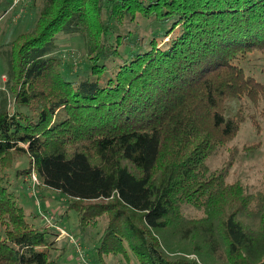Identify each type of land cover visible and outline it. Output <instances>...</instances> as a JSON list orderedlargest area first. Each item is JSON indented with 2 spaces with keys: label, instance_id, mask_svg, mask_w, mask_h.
Instances as JSON below:
<instances>
[{
  "label": "trees",
  "instance_id": "16d2710c",
  "mask_svg": "<svg viewBox=\"0 0 264 264\" xmlns=\"http://www.w3.org/2000/svg\"><path fill=\"white\" fill-rule=\"evenodd\" d=\"M41 1L6 54L18 90L0 106V264L60 257L59 234L28 223L9 190L15 157L16 175L60 193L82 232L95 212L113 215L99 258L264 264V177L250 194L206 166L245 119L231 103L262 104L264 117V87L239 66L264 57V0ZM58 34L84 49L79 66L61 63Z\"/></svg>",
  "mask_w": 264,
  "mask_h": 264
},
{
  "label": "rangeland",
  "instance_id": "374dc122",
  "mask_svg": "<svg viewBox=\"0 0 264 264\" xmlns=\"http://www.w3.org/2000/svg\"><path fill=\"white\" fill-rule=\"evenodd\" d=\"M6 1L10 4L7 5ZM41 7V0H0V106L6 110L14 107V97L18 90L16 81L11 82L7 77L9 66L6 54H11L13 41L32 27ZM55 39L61 63L79 66L83 62L86 53L77 40L59 34ZM239 66L246 76L252 77L264 87L263 56L253 54L240 61ZM36 103L35 99L30 102L31 114L36 113ZM230 106L233 111L240 109L245 119L237 134L206 161V166L210 172L223 173L226 183H237L248 193L254 194L262 189L264 177V117L260 114L262 104L257 108L242 99L241 102L231 103ZM19 158L13 159L12 168L6 173L7 176L5 175L9 190L13 192L28 223L39 229L48 227L52 234H59L55 243L59 250H54L56 254L52 253L53 259L60 255L57 264H138L131 255L128 259L121 254H105L99 258L97 248L109 223V217L113 215L109 213L100 216V211L95 212L93 218H97V222L93 226L86 225L82 232L77 213L67 209L66 200L60 193L39 186L33 174L16 175L13 167H26V159ZM106 203L110 205L111 202H102L109 210L110 206ZM87 206L91 211L98 209L97 202L88 203ZM182 212L188 219L200 216L198 211L188 206L183 207ZM47 236L53 240V236ZM123 243L126 246L124 240ZM189 260L195 261L193 257H189Z\"/></svg>",
  "mask_w": 264,
  "mask_h": 264
}]
</instances>
